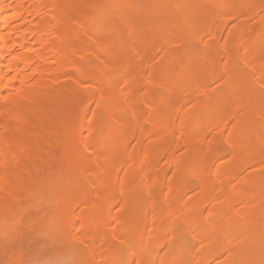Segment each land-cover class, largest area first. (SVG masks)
<instances>
[{
    "label": "bare ground",
    "instance_id": "1",
    "mask_svg": "<svg viewBox=\"0 0 264 264\" xmlns=\"http://www.w3.org/2000/svg\"><path fill=\"white\" fill-rule=\"evenodd\" d=\"M109 1H112V0H108V2ZM210 1L212 2V0H204L203 5L206 4V6H209L211 4ZM213 1L214 2H212V4H214L216 2V4H218V7H221V5L224 3L223 2L221 4V2L217 3L216 0H213ZM247 1L248 2H246V3L248 5V7H244L242 11H238V13H240V14H238V18H240V19H246L245 16L248 17V14L252 17H255V16H257V13H260L259 11L263 10L261 7H263L264 5L263 6L262 5H258V6L255 5V3H254L255 0H247ZM89 2H91V0ZM236 2H240V0H226L224 4H227L228 7L230 6L232 8V6ZM72 3H74V2H72V0H68V1L67 0H0V112H1V110H3L2 111V113H3L4 110H6V111H8V113L6 112L7 115L9 114L10 116H13L18 121L20 119V114L22 116L21 118H23V116H24V115H22L24 113L19 112V109H18L20 104L24 105V103H23L24 100H22L21 102H20V100L21 99H30V95H32V94H33L32 96L35 99L36 96H34V95H36V94H34V93L37 91L34 90V88L37 89V87H42V86L46 85L47 83L45 84V82L48 78H50V77L52 78L51 75H53L52 79L55 80V81H53L55 83L54 86H58L57 84H59V82L57 83L56 80L61 77L60 74L64 70H67V72H68L67 76L69 78L73 76L71 74V72H73L74 70H76L77 73L80 74V76L86 75L85 73H83L84 71L82 72L83 69H81L82 67H81L80 62L76 60V56H79V55H76V53L80 54V52H79L80 48H79V50H78V48H76L77 50L72 48V49L76 50L75 52L70 51L71 50L70 48H68L69 50L68 49L66 50V48L68 46L66 45L65 40L67 39V42H68V37L71 33H72L71 36H75L73 33V30L70 29V25L72 23H74V21L76 20L74 18L73 14H70L68 11H70L71 13H73V11L78 12V13H79V11H81L82 15H79V17L81 16V19L83 16H85V18H83L81 21H79V22L77 21L79 24L78 27H79L80 35L83 33H86V34L87 33L88 34L93 33L94 37L96 39H98L99 32H96V31L94 32L93 30H94V27L96 26L97 22H99V21H96L97 19L95 17H86L87 13L89 12V10H87L88 8L85 9V7L84 8L79 7L76 2L74 4H72ZM126 3H127V0H122L120 2L115 0V1H112V5H110V6H111V8L113 6V9L116 11L120 7H123V6L125 7ZM223 5H222V8L228 9L227 5H224V7H223ZM230 7H229V9H230ZM67 8H69V9H67ZM77 8H78V10H77ZM187 9H188V6L186 5V3L181 4L179 9H178L181 12V13L179 12L180 15L183 12H186ZM83 12L85 15L83 14ZM245 13H247V14H245ZM77 16H78V14H77ZM90 16H92L91 13H90ZM210 17H211V21H210V18L207 19L208 22L206 20L207 23H205L206 24L205 31L203 29L204 32L197 33L195 36L196 38H194V40H190V43L192 41L197 43L196 41H198V40H199L198 41L199 44H200V42L203 43V39H204L205 35H207V38L209 40L211 38L215 39V40H210V44H205L206 46H204V53H206L204 55L206 56L208 61L211 62V64H212L211 66H213V64L217 61L216 55H220L221 52L224 54L225 53L224 51H226V50L230 51L229 48H232V49L235 48L237 50L239 49V53L242 54V56L244 54L245 66L242 68L243 70L241 69L242 71L240 70L242 73L238 72V75L237 74L236 75L240 76V77L241 76L247 77V76H249V74L252 71H253L252 72L253 74H254V71L259 74L263 70L262 71L263 73L261 72V75L262 74L263 75L260 76V74H259L260 80H263L260 82L263 85L264 84L263 83L264 82V66L262 67V69L260 71V69H258V67H256L257 66L256 63H258V61L256 59H257L259 54L263 53V55H264V21H263V27L260 26V25H262V23H260V25H257V27H254V30L256 29L255 31H257L256 33H258L256 42L259 43V45L257 44L258 47H255V50H257L259 48H261L259 51L262 50L261 53L257 52L256 54H258V55L256 56V54H254L255 50L252 52L253 49L250 51V48L249 49L247 48V47H249V46H247V40H246L247 37L245 36L246 34H245L244 29L242 30L244 32V35H243V33L241 31V27H240V30L238 27V28H236V30L232 31V35L230 33L231 36H229L230 38L228 39V43H226L223 47H221L222 51L219 52L221 49H219V46L217 47L216 43H214L216 45V47L213 44L211 45V43H213L214 41L215 42L218 41L217 44H220L219 43L220 41L216 40L218 35H219V30H217L219 26L216 27L217 25L215 24L216 23L215 19H213V16H210ZM147 18H146V20L149 19V18L148 19ZM151 18H150V20H152ZM195 19L197 21V18H195ZM124 20L122 19L120 21L121 26H120V28L118 27V29H120V30H117L114 28L115 30L112 29V31H110L112 33V38L110 37V42L112 44L111 46H113V48H114L113 49L114 51L112 52V54L109 53L112 59H111V62L108 63V66L114 68L115 71L113 70V72L117 73L116 74L117 79L115 82L116 87H113L114 83L112 85V88L114 89L113 91H115V92L117 91V92L115 93V92L111 91V93H110L109 91L102 92L103 90H101L100 92L102 94V98H100L101 102L99 101L100 105H99L98 111L95 110L93 113L88 112L89 111L87 108L88 106L86 105L87 104L86 102H88L87 101L88 98H86V97L85 98L87 100L85 99L86 101L84 100L82 102V107L80 108V112L82 114L79 113L78 117L80 118V115H81L83 117V119L87 118L88 122L86 124L85 123L83 124V122H82L81 124H79V126L76 125L77 127H76L75 132H74V137L75 136L76 137L74 138L73 142L75 143L76 148H78V147L79 148L78 149L75 148V150L72 151V149L74 147L73 148L71 147L72 152H71V154H69L70 161L67 164V165H70L72 162H73L72 164H74V170L73 171H75L74 173H75L76 181H77L78 186H79L78 187L79 190H77L76 195H75V199L71 203V205L69 206L68 211H69V214L71 213L70 214L71 216H69L70 220L68 222H66L64 224L60 223L59 222L60 219L58 220V218H57L58 215L60 216V214H59L60 211L58 213L56 212L55 218L58 220V223L60 224L58 227H60L59 229L62 231V232H60L61 233L60 237L57 235L58 239L55 237L56 240L58 241L59 238L64 236L65 239L64 238L63 239L66 241L65 246L71 247L74 251V254H75L76 260H77L76 264H156L155 258H154V256H155L154 254H156V253L153 250L157 248L159 251V249L165 247L166 244L167 245L169 244V246L172 247V252L170 253L171 257H169L170 255L167 256L165 261L163 259L164 257H162L163 261H161L162 263H160V264H170L172 261H169V259L171 260L174 257L177 258L175 264H210V262L213 264H216V263L217 264H223L221 257H223V255H226L227 252L228 253L235 252L236 254H238V256H240L241 259H246L248 257L247 254H250L251 252H253L252 249L254 248V246L257 243L264 244V236H263L264 227L261 224V222H262L261 218L264 219V216L262 214H260V213H262V212H260L261 210L259 208V205H261V203L258 205L257 202H259V201H257V199L255 200V198H254V196L256 197L257 194L260 192L259 190L262 189V188H260V186L258 184H260L262 181L261 175L262 174L264 175V169H262L261 173L258 174V176L256 175L257 176L256 178L254 175H253L254 177L251 175L250 176L248 175L244 178L242 177L243 179L241 180L239 178L242 175H240L241 173L239 174L238 173L239 171L236 169L241 165H239L238 167L235 166L236 168L235 167L231 168L233 166H230V168H228L229 166L228 167H227V165L224 166L226 163L225 164L223 163V162H226L225 159L228 157L223 156V158H225V159H224V161L222 159H220V160H222V162L219 161L220 163H218V167H217L218 169L216 168V171L214 173L215 176L213 173H212V176H210L211 173H209L207 175V178H208L207 179L203 176V171L205 168H208V166H211V164L213 165V162H211L212 160L211 161L209 160L210 164H206L207 162H209L208 159L206 161H205V159H203L204 162H202L201 166H198L197 164H195V165H197V166H195L194 163H196L195 162L196 160H194L192 157L190 158V156L187 155L186 157H188V159L185 156L183 158H175L174 159V164L176 165V167L179 168V172H180V173L178 172L177 177L167 179L162 174H161V176L158 175L159 172H158V170L156 171L157 168L154 169V166L157 167V165H155V164L157 163V159L160 158L159 153L162 154L163 153L162 151L166 150L167 146L169 144L166 141V139H163L164 136H166V134L168 132L173 131L174 129H175L174 131H176L175 125L177 124V121L175 124L174 120L176 118L172 119V117L175 116V114H176L177 118L179 117V121H180V122L178 121V124H177V129L179 130V132L181 133V136H182L180 139V142H181L180 145L182 146V144L183 145L185 144L184 146L186 148H187L186 145L194 146V153L197 152V151H195L196 147H197V146L195 147L196 144L195 143L191 144V138L189 136H187V134H186V124L188 121V116H187L188 114L178 116L177 113H175L174 111H175V109L178 112L181 109L183 110V108L181 106L183 105L185 100L186 101L189 100V96L193 100V98H196L198 96V94L199 95H200V93H201V95H203L202 93L205 94L206 93L205 89L208 90L210 88V86L212 85V81L206 80L208 82L207 83V82H203L202 79L200 80V74L198 71H202V69L205 68L206 66H204V65L202 66V64L200 63L198 58H196L197 61L194 59L195 56L199 57L196 55V53L199 51V50L195 49V46L197 47V45H195L191 49L189 47L190 43L188 42L186 44H189V45L184 46L185 43L182 44V43L177 42L179 39V37H177V36L179 34H173V35H171V37L169 36V38L165 39L167 43H169L168 41H170L172 38H174L176 40V41L171 40L168 47L170 46L171 43H172V47H169V48L167 47L168 49L166 51L169 52V50H170L169 53H172L171 57L172 58L176 57L177 61H175V59H173V60L177 63L179 62L178 64L181 65L182 67H184V63L186 62L185 63L186 64L185 66L187 67L186 73L188 74V76L190 75L189 76L190 78L191 77H193V78H191V79L187 78V80L182 79V77L180 75L178 76V73H177L178 71L177 72L173 71V72L169 73L168 78L165 79V81H163V84L164 83L167 84V83H170L172 81L173 82L171 84H174L175 81L176 82L178 81L179 84L178 83L177 84L179 85V88L182 87V89L186 92V94L184 92V94L181 95V93L183 91L180 90V92L178 91L179 93L178 92L175 93L176 94L175 97L173 96V100H172L173 101V113H172L173 116L170 115V112L172 109H170V112H169L164 101L161 102L164 99V97H163V99L160 98V100H159L160 102H158V100H156L154 98L156 101H154L152 104H149L150 101L147 99V97L145 98V96H143L146 93L144 94L142 92L143 89H142V91L140 89V87L141 86L143 87V85H144V83L142 82L144 79H142V77H143L142 72L139 73L140 68H138L139 72H137L138 64H136L137 61H134L135 60L134 56L136 57V54H138V53L146 56L148 50H149V53L147 55L151 54V52H150V50H152V49H150L151 47L150 46H149V48L147 47L149 44L146 46V43H149V41H147L148 38L149 39H151V38L149 36V37H146L147 39L145 40V37L144 36L142 37L137 32L138 34H136V37L134 38L135 41H134V43H132L133 44L132 45L133 50H132V48H131V50H129V48L127 49V47H126V49L123 46L120 47L121 45L118 46V43H119L118 41L120 40V39L117 40V38H119L118 35H120L119 31H121V33H123V31L125 30V27H126L125 26L126 19H124ZM143 20H144V18H143ZM143 20H141L140 18H138L136 16L133 17V19H132V21L138 22L140 24H143V22H144ZM180 21L181 22H184V21L189 22L187 19L185 20V18H184V21H182V18ZM196 21H194V19H193V23H195ZM146 23H149L147 25L149 26L150 30L154 26H157V27L159 26L160 29H163V30H164V27H166L165 21L160 20V19H155L154 23L153 22L151 23V21L149 22V20H148V22H146ZM71 27H72V25H71ZM110 27L112 28V26H110ZM72 28H74V27H72ZM189 28H190V31L192 34L193 29L191 30L190 26H189ZM189 28L187 30L188 32L184 35L188 34V36H190ZM154 29H155V27H154ZM154 29L150 31V34L152 31H153V33L156 32L157 29L155 30V32H154ZM216 34H218V35H216ZM191 36L193 37L194 35H191ZM210 36H211V38H209ZM83 37L84 36H82L80 38H83ZM153 37H154V35H153ZM185 37L187 38V36H185ZM143 38L145 41L143 40ZM208 39H204V40H208ZM187 40H189V38ZM209 40L207 42H209ZM64 41H65L66 48H65L64 43H63ZM229 41H230V43H229ZM244 41H246V42L244 43ZM176 42L178 44L186 47V48L183 47L184 51H185V49L188 50V48H189L193 52L191 53V51L190 52L189 51H187V52L181 51L183 49L179 50L178 45H175L178 47L177 48L178 51L174 50L173 48H175V46H173V45ZM204 42H206V41H204ZM120 43H121V41H120ZM232 43H236L237 45L239 44V47L240 46H243V47L247 46V47H246V49L243 47L237 48L238 47L237 45H235V46L233 45V47H230L232 45ZM182 46H180V47L182 48ZM213 47L216 48L215 51H214ZM217 48L219 51H216ZM242 49L244 50L243 53L241 52ZM161 51L164 52V49H162ZM179 51H181L180 52L181 54L178 53ZM232 51L229 52L232 55H230L227 52L226 53L229 54L230 57L233 56L232 57V59H233L234 58V54H233L234 51L233 52ZM134 52H135V55H133ZM168 52H166V53L168 54ZM217 52H219V54H217ZM190 53L193 56L194 55L195 56L193 57ZM193 53H195V54H193ZM237 53H238V51H237ZM178 54L181 55L182 57L178 56ZM183 54H188L187 57L190 58L189 61H193V62H189L188 59L185 58L186 61L183 59V62H184L183 63L182 62ZM240 54H239V56H240ZM190 55L192 58L189 57ZM254 55H255L256 59L254 58ZM263 55H262V57H263ZM81 56H82V52H81ZM149 57L150 56H148V59H149ZM180 57H181V59H180ZM184 57H186V55H184ZM146 58H144V56H143V59H146ZM150 59H151V57H150ZM232 59L230 58V60L225 64V66L223 67V70L227 71L231 67H232V69L233 68L236 69L238 67L237 65L232 64L234 62V60H232ZM254 60L257 62H254ZM143 62H145V60ZM181 62L183 63V65L181 64ZM106 63H107V61H106ZM141 64H142V62H140V65ZM175 65H176V63H175ZM215 66L216 65H214V67ZM199 69H201V70H199ZM84 70H87V67H86V69L84 68ZM154 70H156V68H154ZM78 71H80L81 73ZM170 71H171V69H170ZM196 71L198 72L199 75L196 74L197 73ZM135 72H137L136 74H138V75H136ZM152 73L153 72H151V74ZM134 74L136 75V77L138 76V78L142 79V81H140L138 79V81H139L138 82L136 80L137 78H135ZM140 74H141V76H140ZM151 74H150L151 78L153 80L156 79L155 76H153L154 74H156V71L152 75ZM167 74H168V72H167ZM44 76H47L46 80H44L45 79ZM100 76H102V75H100ZM195 76H197L198 81H197ZM230 76L234 77L235 74L233 75V73H232V75H230ZM95 77H97V76L95 75ZM156 77L158 78V75ZM261 77H262V79H261ZM80 78L78 77L77 79L80 80ZM104 78H107V77L105 76ZM148 78L150 79L149 76L146 79L149 80ZM84 79L87 81L89 79V74H88V79H86V78H84ZM96 79H100V78L97 77ZM74 80H76V79H74ZM80 81H82V79ZM89 81L91 82L92 79L91 80L89 79ZM102 81H104V79ZM156 81L154 82L155 86L152 85L153 81H151L152 83L150 81H147V84L150 85V83H151V85H152L151 87L149 86L147 88L148 89L150 88V90H153V89L155 90L156 85H160V84H155ZM201 81L204 84L200 83ZM141 82L143 83V85H140ZM233 84L234 83H231V84L227 83V85H226L228 87L227 90L229 89L231 91L230 88H232ZM101 85H100V89H102ZM102 86L104 87V85H102ZM40 89H42V88H39L37 90L40 91ZM107 90H109V89H107ZM150 90H148V91H150ZM140 91H141L142 95L140 94ZM212 91H214L213 94L216 93L215 90H212ZM23 93L24 94L27 93L26 94L27 96L23 95ZM152 93H154V92L152 91ZM136 94L138 95V97ZM193 94L195 95L194 97H192ZM20 95L23 97H19ZM111 95H115V96L109 98V96H111ZM162 95H163V93H162ZM184 95L186 97H188V99H186L184 97ZM207 95H209V93L208 94L206 93V98H203L205 100H202L201 103L205 102L207 99V101L209 103L208 106L210 107V105H211V107H212L213 102H210V101L213 98H211L209 96V99L211 98V100H208ZM260 96H261V98H260L261 112H259L260 108L257 110V112L260 114L261 118L264 120V93L261 94ZM33 97H31V98L33 99ZM149 97L150 96H148V98ZM154 97H156V96L154 95ZM154 99H152V100H154ZM182 100H183V102H182ZM26 101H28V100H25L24 102L26 103ZM172 101H171V103H172ZM207 101L205 103H207ZM6 102L7 103H14V104H9V106H7ZM141 102H144L143 103V105L145 104L144 109H147V110H148V107L150 105H151V108L153 109V106H154L153 104H155L154 109H153V111L154 110L155 111L152 112V114L151 113L150 114H151V118H152V115L154 113L153 118H155L154 122L156 124L155 125L156 130L153 128L154 129L153 134L155 133L156 137L157 136L159 137V139H158L159 142L156 144V148L153 147V145L151 146V144L147 145L148 144L147 142H146L147 144H145V143L143 144V145H146L145 148L143 146V149L141 148L142 144H141V146L138 145V146H140V148L138 146L132 147L133 149L130 147V144H131L130 140L132 139V136L134 137V132L137 131V128H140V127H137V125H135V124H138L137 121H139V120L134 119L135 120L134 121L132 119L137 117V116L138 117L142 116L143 113L141 112V109H140ZM156 102H158V104H156ZM199 102H200V100H199ZM15 103L16 104L19 103L17 108L15 107L16 106ZM83 104L85 105V107L87 106L86 107L88 110L87 112L83 111V110H85V109H83V106H84ZM147 104H149V105H147ZM205 105L207 106V104H205ZM146 106H147V108H146ZM259 106L260 105H258V107ZM211 107H210V111H209L210 113L212 110ZM169 108H170V106H169ZM171 108H172V106H171ZM238 108H239V106H238ZM238 108L234 109V110H233V108L230 109L229 110L231 112V113H229L230 115L226 114V117L223 116L224 117L223 122L225 121V119H226V121L229 122V120H228L229 117H230V120H233L235 122L234 123L235 124L234 129L232 131H230L231 133L228 135L229 146H231V147H229L231 149L230 150L231 152H229V153H232V154L235 153L233 155H235L236 158H238V159L235 160V156H234V160L239 161L238 163H240V161L243 162L242 160H244V159H245L244 162H246V159L248 158L245 156L246 152L248 153V149L246 151L244 148H246L247 146L244 148L242 146L244 144V142H243V140H241V139H243V137L242 138L240 137V133H241L240 130L243 127L244 123L250 118L249 117L250 115H246V112L247 111L250 112L251 110H245V112H243L242 111V110H244L243 106H242V108L241 107L239 109ZM16 109H18V111H16ZM207 110H209V109L207 108ZM39 112H40V110H39ZM192 112H194V111H192ZM102 113H103V116H105V121H107V120L115 121V123L117 124V129H116L117 130V132H116L117 139L115 140L116 145L115 146L112 145V146L115 149H117V148L120 149L121 154L124 153L122 156L126 157V159L124 158L125 161L123 160L124 162L120 160L121 162H123L122 168H120V169L116 168V164L119 162V160L116 164L114 162L115 160L113 161L111 159L114 163L110 160V157L112 155L109 156L108 153H102V155H104V154L106 155V156L104 155L102 157L99 154L100 155V157L98 156L99 160L97 159V156H96L99 153L98 152L99 147L97 145L98 140H99V138L102 139L104 137L103 136L104 133L102 135H100V132L102 133V131L101 130H100V132L98 131L101 124H98V122H97L98 119H100L99 117L102 116ZM46 114L45 113L43 115L40 114V116L32 115V117L33 116H34L33 118L41 117L40 119L42 120V118H43L42 116L47 117V118L48 117L51 118L52 114L55 115L58 113L56 111L55 112L53 111L47 115ZM210 115H212V114H210ZM210 115L208 117H210ZM106 117L108 118L107 120H106ZM227 117H228V119H227ZM17 118H19V119H17ZM25 118L26 117H24V119ZM146 118H148V117H146ZM212 118L211 117L207 118L208 120L209 119H211V120H209V121L206 120V122H205L206 125L203 124L202 126L204 128H206V126H207L208 131L213 130V132L217 133L216 129L221 127V125H223V124L220 125L219 122L213 120ZM80 119H82V118H80ZM142 119H141V121H143V120L145 121V118L143 120ZM21 121H22V119H21ZM133 121L135 122V124H133ZM146 121H147V119H146ZM217 123H219V125ZM108 124H110V123H108ZM15 125L17 126V124H15ZM16 126H14V127H16ZM125 126H126V128H125ZM134 126H136L137 128L136 127L134 128ZM140 126H142V125H140ZM7 127H9V126H7ZM18 128H20V126ZM24 128L25 127H23L22 130H24ZM115 128H116V126H115ZM29 129H28V127L25 128V130L23 132V133H25V134H23L25 137L23 136L22 141L24 139L25 140L23 142H21V144L23 143L22 144V150H25L26 153L25 152L24 153L27 154L25 157L26 158L28 157V158H27V160H25L26 158L23 157V159H21L22 161L20 160V162H18V163H17V161H18L17 160L16 161L17 164L14 162L16 159L12 158L13 156H11V155H14V157H15V155H17V154L16 153L14 154V150H13V152H11L12 149H11V151L9 150L10 145H11L9 143L10 141H8L9 136L8 137L3 136L4 135L3 134L0 137V222L4 221L6 219L5 214L9 210L13 209V205L14 204L16 205V203H15L16 200L20 201V200H22V198H23V200H25L24 198L27 199L29 197V196H26L25 195L26 193H24V192H29V191L33 192L34 191L35 185L32 183H35V181H36L35 176L37 175L36 174L34 176V174H35L36 170L40 169V166H42V164H43V162H41L42 159H44V157L42 156L44 149H43V147H41V145H43V143H42L43 139H41L42 137L39 138V134L36 132V130L34 133L33 130L31 131L32 128L30 130ZM140 129L144 130L145 128L142 127ZM207 129H206V131H207ZM7 130L12 131L11 128L10 129L7 128ZM86 131H88V132L91 131L90 132L91 134H89L90 135L89 137L86 136L87 138L85 139L84 134L86 133ZM223 131H225V130H223ZM142 132H144V131H141V133ZM145 133H146V135H145ZM150 133H152V132L150 131ZM142 134H141L142 137L140 138L141 139L140 142L143 141L144 138H146V137H147L146 140H149L152 137H155V135H153V134H152L153 136L151 137L148 132H144ZM7 135H8V133H7ZM147 135H149L150 137ZM218 137H219V135H218ZM142 138H143V140H142ZM153 139H155V138H153ZM10 140H11V138H10ZM12 141H11V143H13ZM240 141H242L243 143ZM144 142H145V140H144ZM44 143H46V142L44 141ZM211 143H214V141H212ZM49 144H50V142H49ZM135 145L136 144H134V146ZM184 146H183V148H184ZM153 148H155V149H153ZM155 150H157L156 151L157 156L155 154H153V152H155ZM82 151L84 154H86V157L83 156ZM249 151L251 152V150H249ZM191 153L193 154V152H191ZM248 154H250V153H248ZM81 155L83 156V160H84V158H87V160L83 163L84 167H87V166L93 165V164L96 165V163L98 164V162H95L97 159V161H100L99 165H100L101 169L106 168V169H104V171L105 172L107 171L108 173H110L109 176H106V179L103 176L104 181H103L102 186L106 187L105 188V191H106L105 195L107 196L106 198L104 195L96 196V198H95V196L91 192L92 189H90V185H91V182H95V180L93 179L94 181H92L90 176L88 177L87 173L89 171L88 172L84 171L85 174H82L83 168L82 169L80 168L82 171L79 169V167L81 165L76 166V165H79L77 163V161L82 159ZM107 155L109 156V158ZM254 155H256V154H254ZM117 156H119V155H117ZM227 156H228V154H227ZM250 156L252 157V155H250ZM215 157L219 159L221 156L219 157V155H217V153H216ZM189 158H190V160H189ZM242 158H244V159H242ZM257 158H258V155H257V157L254 156L252 159H250L252 161L247 160V161H249V162H247V163H249V165H246V167L247 166L252 167L253 164L255 165V163H256V166L260 165L259 162H261L262 160L260 159V161H259ZM260 158H262V157H260ZM100 159H103L104 162H102L103 160L101 161ZM40 162L42 163L41 165L38 164ZM25 163H26V166H25ZM81 164H82V162H81ZM222 164H224V165H222ZM261 164H262V162H261ZM38 165H40V166H38ZM117 165H120V162ZM147 165H148V167H147ZM149 165H150V167H149ZM206 165H207V167H206ZM24 166H25V169L22 168ZM144 166H145V169H144ZM131 167H133V168H131ZM257 167H259V166H257ZM257 167L255 169H257ZM146 169H149V171L155 170L156 176H155L154 171H152L150 174V172L148 173V170H146ZM143 170H145L144 173H143ZM248 170H250V169H248ZM130 171H131V173H130ZM157 172H158V174H157ZM36 173H38V172H36ZM91 173H93V172L91 171ZM106 173H104V174L106 175ZM131 174L132 175L136 174V175H133L136 177L131 178ZM27 175H29V176L31 175V177H28ZM32 175H33V178H32ZM100 175H103V174H100ZM26 176L28 177L29 182H26V180H27ZM237 176H238V178H237ZM85 177H86V179L87 178L89 179L88 180L89 182L84 181ZM157 177H160L159 180H160V183L162 184V185H159L160 184L159 183L158 184L159 187H156L157 182H159ZM249 177H251V179H249ZM252 177L255 180L252 181ZM263 177L264 176H262V178ZM211 178L214 179V182H213V180H211ZM217 178H218V181H217L218 183L216 184L215 181L217 180ZM39 179H41V178H39ZM90 179H91V181H90ZM129 179H131V180H129ZM238 179L241 181H239ZM98 180H96V181H98ZM233 180H235L237 182L239 181V183L234 185L233 187H231L233 190V194L232 195H229V194L226 195V196H228L226 198L225 194L228 193V191H229L228 188H230V186H231L230 182H232ZM250 180L252 182L255 181L252 184H257L259 187L257 190H255V193L253 192L252 194H249L247 191L249 189L248 188L249 184H251ZM99 181L96 184L97 187L95 186L96 189L99 188L100 185L102 184ZM25 182H26V184H25ZM120 182H122L123 184ZM247 182H248V184H247ZM95 183H92V184L94 185ZM99 183H100V185H99ZM228 184H229V187H227ZM246 184L248 186H245ZM75 185H77V184H75ZM93 185H91V186H93ZM164 185H165V187L166 186L168 188L170 187L169 188L170 192L166 195L163 194L164 190L161 191V189H162L161 186L164 187ZM91 188L94 189V187H91ZM194 188H198L201 191L200 192V198H198L199 195L197 197L199 199V201H196V200H198L195 197V196H197L196 194L194 196L195 199L188 200L186 198L187 199L186 200L185 199V197H187L186 195L188 194L189 191H191ZM210 189H211V191H210ZM158 191H160V192H158ZM209 191H210V194H209ZM92 195L95 198L94 201H93ZM97 195H99V194H97ZM146 195H148V196H146ZM23 196H25V197H23ZM103 196H104V199L102 200ZM145 196L147 197V200L144 199ZM230 196H232V197H230ZM64 197L61 196V194H60V200ZM98 197H100L99 198L100 202L97 199ZM135 197H141L140 202H138L137 204H135L132 200ZM148 197H149V200H148ZM14 198H15V201H14ZM215 200H218L219 203H215L214 202ZM219 200L221 201V203ZM97 201L99 203H97ZM118 201H122V203H123L122 205H124L123 207H121L120 211L118 209H117L118 211L116 210V206L118 204ZM209 201H211V202L213 201L212 203L216 204V206H214V204L213 205L210 204L211 208L209 206H207L206 204H208ZM12 202H14V203L12 204ZM78 204H79V206L82 205L81 206L82 209H80V212L79 211L76 212V210H75V206ZM76 207H78V206H76ZM95 208L96 209L98 208V210H100V213L102 214L99 221L95 220L96 219L95 216H97V212L94 213V211H97ZM226 215H228V218H230V219H227L225 217ZM93 218H95V219H93ZM150 218H151V220H150L151 222H150V225L148 227L147 226L148 219H150ZM238 220L242 221L241 222L242 224L240 222H238ZM233 222H235V223H233ZM236 222H238L239 225H241L240 226L241 228L238 229L239 230L238 239L240 241L239 244L241 243L239 248L237 246H235V245H239V244H236L238 242L235 241L237 239L234 240L235 237L233 235V233L235 231L234 226L236 227L235 224H237ZM78 223H79V226H78L79 230L76 233H74V230H75L76 225ZM262 223H264V222H262ZM233 224H234V226H233ZM5 229L7 232L8 231L7 226L6 227L0 226V264H11V262L13 261L14 258H15L14 261L17 262V263L14 262V264H19L18 262L22 261L21 255L23 256V253L27 250L24 248L25 244L23 247L20 246L25 241H23L24 239L22 238L23 242L21 241L22 244H20L19 240H21V239H19V235H18L19 233L13 232V233H15L14 235H16V236H13L12 235L13 233L12 234L10 232L6 233ZM100 232H101V234L103 233V236L102 235L99 236ZM187 235H189L193 240H195V242L199 240L200 242H203V244H205L207 242L209 244V246H212V248L210 247L208 249L209 253L205 254L203 252H198V250L196 249L197 253H196V251H194L195 254L194 253H192L190 255L187 254L188 251L190 252L191 249L196 247V246H194V247L192 246L193 247L192 248V247H189L190 246L189 243H187L189 246L186 244L185 238ZM236 235H237V233H236ZM10 236L12 238L15 237L14 241L16 242V240H17L18 241L17 243H19L20 245L19 244H18V246L15 245L16 247L14 246L15 247L14 248L11 244V247L8 246L9 251H6V249L8 250V248L5 249V247L3 246L4 245L3 238L9 237V239H12V238H10ZM50 238H52V240H53L54 236H52ZM55 238H54V240H55ZM37 239L38 238H36V240ZM43 239L40 238V240H42V241H38L39 240L38 239L36 243L34 242L35 245L33 244L34 245L33 247L39 248L40 244H42V242L44 241ZM208 239H209V241H208ZM56 240H55V242H57ZM8 241L9 240H7L5 243H7ZM14 241L12 239V241L10 243H13ZM60 241H62V239ZM141 241L144 242L143 243L144 244L143 249H140V242ZM233 242H234V244H233ZM10 243H8V245H10ZM17 243H15V244H17ZM26 243H28V241ZM63 243H65V242L63 241ZM119 244H121L124 247L123 250L119 249L121 246ZM13 245H14V243H13ZM26 247H27V245H26ZM10 248H12L11 250H13V253L10 252L11 251ZM23 248L25 249V251ZM189 248H191V249H189ZM22 249H23V251H22ZM34 249L35 248H33V251H34ZM27 251L29 252L30 250H27ZM7 252L10 253L9 254L10 257H9V255L8 256L5 255V253H7ZM14 252H15V255L17 254V256H14ZM224 253H226V254H224ZM193 254L196 257L192 256ZM256 254H257L256 261H258L257 264H259V263L264 264V261H263L264 251L262 253L257 252ZM161 255H162V253H161ZM219 259H221V261ZM166 262H170V263H166ZM244 262H246V261H244ZM225 263L227 264V262H225ZM172 264H174V262Z\"/></svg>",
    "mask_w": 264,
    "mask_h": 264
},
{
    "label": "rangeland",
    "instance_id": "2",
    "mask_svg": "<svg viewBox=\"0 0 264 264\" xmlns=\"http://www.w3.org/2000/svg\"><path fill=\"white\" fill-rule=\"evenodd\" d=\"M89 1L90 0H72V2H74V3L76 2L79 7H83V8L85 7V9L88 8L87 10H89V12H88L89 14L87 13L86 17H95L97 19L96 21H99V22H97V24H96V26L94 27V30H93L94 32L95 31L99 32L98 39H96L94 37L93 33L92 34L83 33V34L80 35L78 22L81 21L83 18H85V16H83L82 19H81V16L79 17V15H82L81 11H79V13L78 12H74V11H73V13H71L70 11H68L70 14H73L74 18L76 19L74 21V23L71 24L72 27H74V28H72L71 25H70V29L73 30V33H74L75 36H71L72 35V33H71L69 35V37H68V42H67V39L65 40L66 41V45L68 46L67 48L65 46V41L63 42L66 50L68 48H70L71 49L70 51H74L75 52L77 50L76 48H78V50L80 48V50H81V51L79 50L80 54L76 53V55H79V56H76V60L80 62L81 67H82L81 69H83L82 72L84 71L83 73H85L86 75L85 76L84 75L80 76V74H78L77 71L74 70L73 72H71V74L73 76L69 78L67 76V73H68L67 70H64L60 74L61 77L56 80L57 83L59 82V84H57L58 86H54L55 83L53 81H55V80L52 79L53 75L50 74L52 76V78L49 76L50 78H48L47 80H46V77L48 75L44 76V78H45L44 80H46L45 84L46 83L47 84L46 85L43 84L44 86H42V87H37V89L42 88V89H40L41 92L39 90H37L36 88H34V90L37 91V92L34 91L35 93L33 92L34 94H36V95H34V96H36L35 99L32 96L33 95L32 94V95H30V99H21L20 98L21 99L20 102L22 100H24V101L28 100V101H26V103L23 101L24 105H21V104L19 105L20 102L17 103V104L15 103V105H16L15 107L16 108L19 105V108H18L19 112H23L24 113V114H22V115H24L23 118H21L22 117L21 114H20V119L17 118L20 121L19 120L17 121L13 116H10L9 114L7 115L8 111H6V110H4L3 113H2L3 110H1V112H0L1 113L0 114V137L3 134H4L3 136H7V137L9 136L8 137V141H10L9 143L11 144V145L9 144L10 145L9 150L11 151V149H12L11 152H13V150H14V154L15 153L17 154V155H15V157H14V155H11V156H13L12 158L16 159L14 161L15 163H16L17 160H18L17 163L20 162V160L23 159V157H25L27 155V154H25L26 153L25 150H22V144L23 143L21 144V142H23L25 140L24 139L22 141V138L24 136L23 134H25V133H23L25 128L28 127V129H29L31 127L32 129L31 128L30 129H31V131L33 130L34 133H35V130H36V132L39 134V138L42 137L41 139H43L42 140L43 141L42 142L43 145H41V147H43V149H44L43 155H42L44 157V159H42V161H41V162H43V164L41 162L38 163L40 165L42 164V166L38 165V166H40V169H37L38 171L36 170V172H38V173L35 172V174H34V176L37 174L35 176L36 181L34 180L35 183L31 182L32 184L35 185L34 191L33 192L32 191L24 192V193H26L25 194L26 196H29L27 199L24 198L25 200H23V198H22V200H20V201H18V200L15 201V198H14V201H15L16 205L14 204L13 205V209L9 210L5 214V218L6 219L4 221L0 222V226L1 227H6L7 226V230H8L7 232H10L11 234L13 232L19 233L18 234L19 235V239H21V240H19L20 244H22L21 243L22 238L24 239L23 241H25L22 245H20L19 243H17L18 242L17 240H16V242L14 241L15 237L14 238L11 237L12 235L16 236V235H14L15 233H13L12 235L9 233L11 235L10 238H12L13 241H14L13 242L14 245H13V243H10L12 241V239H9V237H7L8 239L7 238H3V241H4L3 242L4 243L3 246L5 247V249L8 248V246L11 247V244H12L13 247L15 245L18 246V244L21 247H23L24 244H25L24 248L31 251V252L30 251L28 252L27 250L25 251V249L23 248L25 252L23 253V256L21 255L22 261L18 262L19 264H76V262H77L76 256L74 254L73 249L71 247L65 246L66 241L64 240L65 239L64 236L59 238L58 241L56 240V238L58 236L59 237L61 236L60 232H62L59 229L60 227H58L60 225L58 223V220L60 219L59 222L62 223V224L66 223V222H68L70 220L69 216H71L70 215L71 213L69 214V211H68L69 210V206L74 201L77 190H79L78 189L79 186H78V183L76 181V177H75V173H74L75 171H73L74 170V164H72L73 162L71 164L69 163L70 165H67V164L70 161L69 154H71V152L73 150H75V148H76L75 143L73 142L74 138L76 137V136L74 137L75 129L82 122H83V124L84 123L86 124L88 122L87 118L83 119V117L81 115H80V118H82V119H80L78 117L79 113L82 114L80 112V108L82 107V102L86 98H88V100L86 99L88 101V102H86L87 103L86 105L88 107L87 106L86 107L88 108L89 111L87 110V108L85 107L84 104H83L84 105L83 109H85V110H83V111H85V112L88 111L89 113H93L95 110L98 111V108H99V105H100L99 101L101 102L100 98H102V94H101L100 91L101 90H103L102 92L109 91L111 93V91L114 90L112 88L113 83H114L113 87H116L115 86V82H116V79H117V75H116L117 73L113 72L114 68L108 66V63L111 62V59H112L110 54H112V52L114 51L113 50L114 48H113V46H111L112 44L110 42V37L112 38V33L110 31H112V29H114V28L117 29V30H120V29H118V27L120 28V26H121L120 25V21L122 19L123 20L126 19L127 23L125 22V26L127 28L125 27V30L123 31V33H121V31H119L120 35H118L119 38H117V40L120 39L118 42L120 43V41H121V43L120 44L118 43V46L121 45L120 47L123 46V47H125V49L127 47V49L129 48V50H131V48H132V50H133V46H132L133 44L132 43H134V41H135L134 38L136 37V34L139 33L142 37L144 36L145 40L147 39L146 37L150 36L151 39L148 38V40H147V41H149V43H146V42L145 43H146V46L149 44L147 46L148 48H149V46L151 47L150 48V49H152V50H150L151 54L147 55L149 53V50H148L146 56L142 55V54H139V53L136 54V57L134 56V58H135L134 61H137L136 64H138L137 72H139V71H140L139 73L142 72V76H143L142 79H144V80L142 81V79L138 78V76L136 77V75H138V74H136L137 72H135L136 75L135 74L134 75H135V78H137L136 79L137 81L139 79L140 81H142L144 83V85H143L142 82L140 83V85H143V87L141 86L140 89H141V91L143 89L142 92L144 94L146 93L143 96H145V98L147 97V99L151 102V103L149 102V104H152L156 100H158V102H160L159 101L160 98L163 99V97H164L163 100L161 99L162 100L161 102L164 101V103H165V105H166V107H167L169 112H170V109H172L171 112H170V115H172V116H173V114H172L173 113V101H172L173 100V96L175 97V95H176L175 93H177L178 91L180 92V90L183 91L181 93V95L184 94L185 91L182 89V87H180L181 89L179 88L178 81L177 82L175 81L174 84H171L173 81L170 82V83H167V84L166 83L163 84V81H165V79L168 78L169 73H171L173 71H175V72L178 71L177 72L178 76L180 75L182 77V79L187 80V78H190L189 77L190 75L188 76V74L186 73V68H187L185 66L186 62L185 63L183 62V59L186 61L185 58H187L188 61H189L190 58L187 57L188 54H183L182 62L184 63V67L185 68L182 67L181 65H179L178 64L179 62L178 63L175 62V61H177L176 57L172 58L171 57L172 53H169L170 50H169V52L166 51L169 47H172V43L168 47V45L171 42V40H175V39L174 38H172V39L170 38L171 40L168 41L169 43H167L165 39L169 38V36L171 37V35H173V34H179L177 36V37H179L177 42L182 43V44L185 43L184 46H187L189 44H186V43H188V42L190 43V40H194V38H196L195 36H196L197 33L205 31V29H206L205 28L206 27L205 23L208 22L207 19L210 18V21H211V17L210 16H213V19H215V22H216L215 24L217 25L216 27L219 26L218 29H217V30H219V35L216 34V35H218L216 40H219L220 44H217L218 41L217 42H215V41L213 42L212 41L213 43H211V45L212 44L215 45L214 43H216L217 47L219 46V49H221V47H223L226 43H228V39L230 38L229 36L232 35V31L236 30V28H238V27H239V30H240V27H241V31L244 29L245 34H246L245 36L247 37V39H246L247 40V46H249V47H247V46L246 47L248 49L250 48V51L253 49L252 50V52H253L255 50V47H258L257 44L259 45V43L256 42L258 33H256L257 31H255L256 29L254 30V27H257V25H260V23H262V25H260V26L263 27V21H264L263 20L264 19V6H263L264 5V0H257V1L255 0L256 2L254 1L255 5H257V6L258 5H262L263 7H261V8L263 10L259 11L260 13H257V16H255V17H252V16H250L248 14V17L245 16L246 19L238 18V14H240V13H238V11H242L244 7H248V5L246 3V2H248L247 0H240V2H236L232 6V8L229 6L230 9H229L227 4H224L226 0H216V1H217V3L221 2V4L224 2L223 4L227 5L228 9L222 8L223 4L221 5V7H218V4H216V2L214 4H212V2H214L213 0H212V2L210 1L211 4L210 5L208 4L209 6H206V4H204L205 6L203 5V1L204 0H127V3L125 5V7L124 6L120 7L116 11L113 9V6H112V8L110 6V5H112V1H115V0H112V1H109V2H108V0L107 1L106 0H96V1L95 0L94 1L91 0V2H89ZM116 1L120 2L122 0H116ZM74 3H72V4H74ZM183 3H186V5L188 6V9H187L186 12H183L180 15L181 12L178 9H179L180 5L183 4ZM224 5H223V7H224ZM78 8H77V10H78ZM67 9H69V8H67ZM90 13H91L92 16H90ZM247 13H245V14H247ZM77 14H78V16H77ZM83 14H84V12H83ZM135 16L140 18L141 20H143V18H144V20H143L144 22L142 21L143 24H140L138 22L132 21L133 17H135ZM146 18L149 20V22L151 21V23L152 22L154 23L155 19L164 20L166 27H164V30H163V29H160L159 26L158 27L154 26L155 29L153 27L151 30L154 29V32H155V30L157 29L156 30L157 33L156 32L153 33V31H152L151 34H150L151 30L149 29V26L147 25L149 23H146V22H148V20H146ZM150 18L152 20H150ZM181 18H182V21H184V18H185V20L187 19L189 22H186V21L181 22L180 21ZM195 18H197V21H196ZM193 19L197 23L196 22L193 23ZM206 20H207V22H206ZM110 26H112V28ZM189 26L191 27V30L193 29L192 34H191ZM187 27L189 28L190 36L194 35L193 37L192 36L191 37L188 36V34L184 35V34H186L188 32L187 31L188 30ZM203 29H204V31H203ZM230 33H231V35H230ZM242 33L244 35L243 31H242ZM153 35H154V37H153ZM82 36H84V37L80 38ZM185 36H187V38ZM188 38H189V40H187ZM209 38H211V36ZM204 39H208L207 35L204 36ZM204 39H203V43L204 44L202 42H200V44H199L198 43L199 40H198V41H196L197 43L192 41L190 43V45H189V47L191 49H192V47L197 45V47L199 49L196 46H195V49L200 51V52L199 51L197 52L198 54L196 53V55L199 56V57H196L195 55H194L195 56L194 57L191 54L193 51H191L189 48H188V50L185 49V51H184V48H186V47L178 44L177 42L174 43V45H173V46L178 45V47H179L178 48L177 46H175L176 49L173 48L174 50L178 51V49L179 50L183 49L181 51H184V52H187V51L190 52L191 51L190 54L194 57V59L196 60V58H198L200 63L202 64V66L203 65L206 66L205 68L202 67L203 68L202 71H198L199 74H200V80L202 79L203 82H207L206 80L212 81V85L210 86V88L208 87L209 88L208 90L205 89L206 90L205 92L207 94L209 93V95H207L208 96V100H211V98H213L210 101V102H213L212 103L213 104L212 107L210 105V107L212 108L211 113L209 112L210 111V107L208 106L209 103H208L207 99H206L207 103H205L206 101L201 103L202 100H205L203 98H206V93L205 94L202 93L203 95H201V93H200V95L197 93L198 96L196 98H193V100L189 96V100L188 101L185 100L183 105L181 106L183 108V110L181 109L178 112L175 109V111H174L175 113H177L178 116L179 115H187L188 114L187 115L188 116V121H187V124H186V134H187V136H189L191 138V144L192 143L196 144L195 147L196 146L197 147H196L195 151H197V152L194 153V146L186 145L187 148L189 147L187 149L184 146L185 144L184 145L182 144V146L180 145L181 144L180 139H181L182 136H181V133L179 132V130L177 129V124H178V121H179V117L177 118V116L175 114V116H173V117L171 116V117H172V119L176 118L174 121H175V124H176V121H177V124L175 125L176 126L175 128H176L177 132L174 131L175 130L174 129L173 131L168 132L166 134V136H164L163 139H166V141L169 144L167 146V149L163 150L162 151L163 153L161 152L162 154H160L158 152L159 155H160V158L158 157L159 159H157V163L155 164V165H157V167L154 166V169L157 168L156 171L158 170V172H159V174H158V172H157V174L159 176H161V174H162L167 179H169V178L171 179V178L177 177L178 172H179V168L176 167V165L174 164V159L175 158H183L184 156L186 157L188 155V156H190V158L192 157L194 160H196L195 161L196 163H194V165L197 164L198 166L202 165V162H204L203 159H205V161L207 159H208V161L212 160L211 161V162H213V165L211 164L212 167L208 166V168H205L204 171H203V176L205 178H207V175L209 173H211L210 176H212V173L213 174L215 173L216 168L218 167V163L222 162V160L224 161V159H225V158H223V156H224V157H228V158L225 159L226 162H223L224 164L225 163L226 164L225 165L222 164V165H224V166L227 165V167L229 166L228 168H230V166H233L231 168H234L235 166L238 167L239 165H241V166L238 167L239 169L235 167L239 171L238 173L239 174L241 173L240 175H242L239 179L242 180L244 177H246L248 175L249 176L250 175L251 176L254 175L255 178H256L258 176V174L261 173L262 169H264L263 168L264 167L263 166L264 165V161H263L264 160V120L261 118L260 114L257 112V110L259 108H260L259 112H261V103H260L261 96L260 95L264 93L263 92L264 91V84L262 85V83L260 82V81H263V80H260V77H259V74H260V76L263 75V74L261 75V72L263 71V70L261 71V69L264 66L263 65L264 64V55H263V53L259 54V55L256 54L257 52L261 53L262 50L259 51L261 48L255 50L254 54H256V56L258 55L257 59H256V57L254 55V58L258 61V63H256L257 64L256 67H258V69H260L261 72L258 74V73H256L254 71V74H253L252 73L253 71H252L249 74V76H247V77L246 76L245 77L241 76L242 77L241 78L240 76H237V75H238V72L242 73L241 72L243 70L242 68L245 66L244 54L242 56V54L239 53V49L237 50L235 48L234 49L229 48L230 51L226 50V51H224L225 53L223 54L221 52L222 49L219 51L218 48H217L216 51H219L221 53H220V55H216V58H217V61L215 62L216 64L214 63L213 66H211L212 65L211 62L208 61V59L204 55V54H206V53H204V46H206L205 44H210V40H215V39L214 38L213 39L211 38L210 40L208 39L209 42H207L208 40H204ZM143 40H144V38H143ZM204 41H206L207 43L204 42ZM245 42L246 41H244V43ZM229 43H230V41H229ZM179 45L182 46V48ZM216 45H215V47H216ZM233 45L235 46L237 44L236 43H232V45L230 47H233ZM237 46H238L237 48L243 47V46L239 47V44ZM246 47H243V48L246 49ZM72 48H74L76 50H74ZM162 49H164V52L161 51ZM213 49L215 51L216 48L213 47ZM231 49L234 51V53H233L234 54V58L233 59H232L233 56L230 57V55H232V54L229 53V52L232 51ZM236 50L238 51V53H237ZM165 51L168 52V54ZM181 51H179L178 53H180ZM81 52H82V56H81ZM219 52H217V54H219ZM226 52L229 53L230 55L227 54ZM241 52L243 53L244 50L242 49ZM193 54H195V53H193ZM239 54H240V56H239ZM133 55H135V52H134ZM184 55H186V57H184ZM191 55L189 57H191ZM262 55H263V57H262ZM143 56H144V58H146V57L147 58L143 59ZM148 56H150L151 59H150V57L148 59ZM178 56H181V55L178 54ZM181 57H180V59H181ZM230 58L232 60H234V62L232 64L237 65L238 67L236 69L235 68L232 69V67H231L230 69L225 71V70H223V67L230 60ZM173 59H175V61ZM142 60L143 61L145 60V62H143ZM106 61H107V63H106ZM257 61L254 60V62H257ZM140 62H142L141 65H140ZM182 62H181V64L183 65ZM189 62H193V61H189ZM175 63H176V65H175ZM214 65H216V66L214 67ZM86 67H87V70H84V68L86 69ZM138 68H140L139 71H138ZM154 68H156V70H154ZM170 69H171V71H170ZM199 70H201V69H199ZM155 71H156V74H154L153 76H155L156 79L153 80L151 78L150 74H151V72L155 73ZM78 72H80V71H78ZM167 72H168V74H167ZM198 72L196 74H198ZM87 73L89 74V79L90 80L92 79L93 82L89 81ZM232 73H233V75L235 74L234 77L230 76V75H232ZM95 75L97 77H99L100 79H96L97 77H95ZM100 75H102V76H100ZM157 75H158V78L156 77ZM105 76L107 78H104ZM140 76H141V74H140ZM148 76L150 77V79L148 78L149 80L146 79ZM78 77L79 78L81 77L80 80L82 79V81L78 80L77 79ZM195 77L197 79V76H195ZM73 78L76 79L77 81L74 80ZM84 78H86L88 80L86 81ZM191 78H193V77H191ZM103 79H104V81H102ZM261 79H262V77H261ZM146 80L150 81V82L153 81V84H152L153 86H155L154 82L157 80L159 83L156 81L155 84H160V85H156L155 90L153 89L154 87L152 88L153 90H150V88L148 89L147 87H149V86L151 87L152 86L151 85L152 82L149 85V84H147ZM197 81H198V79H197ZM202 81L200 83L204 84ZM227 83H230V84L234 83L232 88H230L231 91L229 89L227 90V88H228L226 86ZM99 84L100 85L101 84L104 85V87L101 85L102 89H100V85ZM107 89H109V90H107ZM148 90H150V91H148ZM212 90H215V92L217 94L216 93L213 94L214 91H212ZM141 91H140V94L142 95ZM152 91L155 94L152 93ZM113 92H115V91H113ZM162 93H163V95H162ZM26 94L27 93H25V94L23 93V95H26ZM185 94H186V92H185ZM154 95L156 97H154ZM114 96L115 95H111V96H109V98L114 97ZM148 96H150V97L148 98ZM194 96L195 95L193 94L192 97H194ZM209 96L211 97L210 99H209ZM19 97H23V96L20 95ZM31 97H33V99ZM137 97H138V95H137ZM184 97L186 99H188V97H186L185 95H184ZM152 99H154V100H152ZM183 100H182V102H183ZM199 100H200V102H199ZM171 101H172V103H171ZM158 102H156V104H158ZM143 103L144 102H141V105H140L141 112L143 113L142 116L141 117L137 116V117L133 118L132 120L138 119L139 120V121H137L138 124H135V122H134L135 120L133 121V124L137 125V127H140V128L143 127L145 129L142 130V129L137 128L136 126H134V128L135 127L137 128V131L134 129L136 132H134V137L132 136V139L130 140V142H131L130 147L132 148V147H136L138 145L141 146V144H142L141 148L143 149V146H144V148L146 146V145H143V144L144 143L145 144L148 143L147 145L151 144V146L153 145V147L156 148V144L159 142V140H158L159 137L158 136L156 137L155 133L153 134V130L154 129L156 130V127H155L156 124L154 122L155 118H153L154 113H153L152 118H151L152 112L155 111V110L153 111L155 104H153L154 105L153 109L151 108V105H150L148 107V110H147V109H144L145 108V104L143 105ZM6 104H7V106H9V104H14V103H7L6 102ZM149 104H147V105H149ZM205 104H207L208 107ZM258 105H260V106L258 107ZM169 106H170V108H169ZM171 106H172V108H171ZM238 106H239V108L240 107L242 108V106L244 107V110H242L243 112H245V110H251L250 112L249 111L246 112V115H250L249 116L250 118L244 123L243 127L240 130V132H241L240 133V137L241 138L243 137V139H241V138L240 139L243 140V142H244V144L242 146H243V148L247 146L248 148L246 147L244 149L246 151L248 149V153H250V154H248L246 152L245 156L248 157L246 159V162H244L245 159L242 158L244 160H242L243 162L240 161V163H238L239 161H235L236 159H238V158H236L235 155H233L235 153H233V154L229 153V152H231L230 151L231 149L229 148L231 146H229V141H228L229 137H228V135L231 133L230 131H232L234 129V125H235L234 123L235 122L233 120H230L229 116H228L229 119L227 117L229 122L226 121V119H225L226 122L225 121L223 122V118L226 117V114L230 115L229 113H231V112L229 110L232 109V108H233V110L237 109ZM146 108H147V106H146ZM207 108L209 110H207ZM18 109H16V111H18ZM39 110H40V112H39ZM53 111L54 112L56 111L58 114H55V115L52 114L51 118L50 117L47 118V117L42 116L43 118L41 120L40 119L41 117H37L38 119L36 117L33 118L34 116L32 117V115L40 116V114L41 115H43L44 113L45 114L46 113L49 114V113H51ZM192 111H194L195 113L192 112ZM191 113L192 114L194 113V114L192 115ZM209 113L212 114V115H210ZM209 115H210L211 118L213 117L212 118L213 120L219 122L220 125L223 124V125H221V127L218 126L219 127V128H217L218 130L216 129L217 133L213 132V130L212 131H210V130L208 131L207 126H206V128H204L202 126L203 124H205L206 120H208L207 118H210V117H208ZM24 117H26V118L24 119ZM146 117H148V118H146ZM99 118L100 119H98L97 122H98V124H101V126L99 127L98 131L100 132V130H101L102 133L100 132V135H102L104 133L103 134L104 137L102 139L99 138V140L97 139L98 140L97 145L99 147V151H98L99 153H98V155H96L97 159L99 160L100 155L102 157L105 155V154L102 155V153H108L109 156L112 155L110 157V160L111 159L113 161L115 160L114 161L115 164L119 160L120 165H117V164H119V162H118L116 164V168L120 169V168H122V163L125 161L124 158L126 159V157L122 156L124 153L121 154L120 149L113 148V146L116 145L115 144V142H116L115 140L117 139V137H116L117 136V134H116V132H117V130H116L117 129V124L115 123V121L107 120L108 119L107 117H106L107 121H105V116H103V113H102V116L99 117ZM142 118L143 119L145 118V121ZM21 119H22V121H21ZM141 119L143 121H141ZM146 119H147V121H146ZM209 120H211V119H209ZM108 123H110V124H108ZM219 123H217V124L219 125ZM15 124H17L18 127L20 126V128H18ZM140 125H142V126H140ZM7 126H9V127H7ZM14 126H16V127H14ZM115 126H116V128H115ZM6 127L9 128V129L11 128L12 131L11 130L8 131ZM23 127H25L24 130H22ZM125 128H126V126H125ZM206 129H207V131H206ZM222 129L225 130V131H223ZM88 131H86V133L84 134V138L85 139L90 136L89 134H91L90 133L91 131L90 132H88ZM141 131L148 132L151 137L153 135H155V137H152L151 138L152 140L149 139L150 141L146 140L147 139V137H146V138H144L145 142H144V140L142 138L143 141L140 142V140H141L140 138L143 135L142 133H144V132L141 133ZM150 131L152 133H150ZM6 132L8 133V135H7ZM145 135H146V133H145ZM218 135H219V137H218ZM147 136H149V135H147ZM10 138H11V140H10ZM153 138H155V139H153ZM11 141L13 143H11ZM44 141L46 143H44ZM212 141H214V143L216 145L214 143H211ZM49 142H50V144H49ZM240 142H242V141H240ZM134 144H136V145L134 146ZM140 146H138V147L140 148ZM183 146H184V148H183ZM71 147L72 148L74 147V148L72 149ZM78 148H76V149H78ZM155 148H153V149H155ZM71 149H72V151H71ZM249 150H251V152ZM156 151L157 150H155V152H153V154H155L157 156V152ZM191 152H193V154ZM215 152L217 153V155H219V157L221 156L219 159L215 157V154H216ZM82 154H83V156L86 157V154H84L83 151H82ZM227 154H228V156H227ZM254 154H256V155H254ZM117 155H119V156H117ZM250 155H252V157ZM257 155H258L257 159L259 161L261 159L262 160L261 161L262 164H261V162H259L257 160L260 163V165H257L259 167L256 166V163H255V165L253 164L254 167L253 166L252 167H248V166L246 167V165H249V163H247V162L252 161L250 159H252L254 156L257 157ZM83 156L81 155L82 159L77 161V163L79 165H76V166H80L81 165L79 167V169L83 168L82 169L83 171L80 169L83 172L82 174H85L84 171L85 172L89 171L90 173L89 172L87 173L88 177L90 176L92 181L95 180L96 183L95 182H91V185H93L92 183H95V184L93 186L90 185V189L93 190V191L91 190V192L93 193L95 198H96V196H101V195H104L105 198H106L107 197L105 195V193H106L105 188L106 187L102 186V185H103V181H104L103 179L104 178L106 179V176H109L110 173H108L107 171H106L107 172L106 173L104 171V169H106V168H102L101 169V167L99 165L100 161H97V159L95 161V162H98V164L96 163L97 166L93 164V165H89L87 167H84L83 163L87 160V158H84V160H83ZM109 156H108V158H109ZM234 156H235V160H234ZM260 157H262V158H260ZM27 158L25 160H27ZM186 158L188 159V157H186ZM190 158H189V160H190ZM103 159H100V160L102 161ZM220 159H222V160H220ZM120 160L121 161L124 160V161L121 162ZM247 160H249V161H247ZM210 161L207 162L206 164H210ZM81 162H82V164H81ZM102 162H104V160ZM197 165H195V166H197ZM25 166H26V163H25ZM25 166L22 167V168L25 169ZM147 167H148V165H147ZM149 167H150V165H149ZM206 167H207V165H206ZM256 167H257V169H255ZM131 168H133V167H131ZM144 169H145V166H144ZM149 169H146V170H148V173L150 172V174H151V172L154 171L155 172V176H156V171L155 170H152V171L150 170L149 171ZM248 169H250V170H248ZM99 170L100 171L102 170V171L100 172ZM91 171L93 173H91ZM144 172H145V170H143V173ZM104 173H106V175ZM130 173H131V171H130ZM100 174H103V175H100ZM133 175H136V174H133ZM133 175L131 174V178L136 177V176H133ZM27 176L31 177V175L30 176L27 175ZM27 176H26V178H27L26 182H29ZM103 176H104V178H103ZM214 176H215V174H214ZM238 176H237V178H238ZM262 176H264V175L263 174L261 175L262 181L258 185L260 186V188L263 189L264 188V177L262 178ZM86 177L84 178V181L89 182L88 181L89 179L88 178L86 179ZM253 177H252V181L255 180V179H253ZM32 178H33V175H32ZM39 178H41V179H39ZM159 178L160 177H157L158 180H159ZM213 178H211V180H213V182H214ZM91 179H90V181H91ZM249 179H251V177H249ZM96 180H98L100 183H102L101 185L99 183L100 187L97 188V189L95 188V186L97 187L96 184L98 183V181H96ZM129 180H131V179H129ZM235 180L230 182V185H231L230 188L233 187L234 185L238 184L239 181H241V180H239L237 182ZM217 181H218V178L215 181L216 184L218 183ZM252 181L250 180L251 184L255 182V181L254 182H252ZM26 182H25V184H26ZM120 183H122V182H120ZM159 183H160V180H159V182H157V184L155 183L156 187H159L158 186ZM75 184H77V185H75ZM247 184H248V182H247ZM247 184L245 186H248ZM251 184H249V186H248V188L250 190L247 188L248 189L247 191H248L249 194H252L253 192L255 193V190H257L259 188L257 184H252V185ZM159 185H162V184L160 183ZM91 187H94V189L91 188ZM161 187H162L161 191L164 190L163 191L164 195H166V194H168L170 192V189H169L170 187L169 188L167 186L165 187V185H164V187L163 186H161ZM227 187H229V184H228ZM230 188H228L229 191H228L227 194H225V196L228 195V194L229 195L233 194V190H232V188L231 189ZM262 189L259 190L260 192L257 194L256 197L254 196V198H255V200L257 199V201H259V202H257L258 205L261 203V205H259V208L261 210L260 212H262V213H260V214H262L264 216V197H263L264 196V191H263L264 189L263 190ZM210 191H211V189H210ZM210 191H209V194H210ZM158 192H160V191H158ZM200 192H201L200 189L194 188V189H192L191 191L188 192V194L186 195L187 197H185V199L186 198L188 200L195 199V197L197 198L198 195H199L198 198H200ZM60 194L63 197L65 196L61 200H60ZM97 194H99V195H97ZM195 194L197 196H195ZM94 196H93V201L95 200ZM104 196H103L102 200L104 199ZM146 196H148V195H146ZM23 197H25V196H23ZM145 197H144V199L147 200V197L146 198ZM227 197L228 196H226V198ZM230 197H232V196H230ZM99 198L100 197H98L97 199L100 202ZM140 198L141 197H135L132 200H133V202L135 204H137L138 202H140V200H141ZM148 200H149V197H148ZM196 201H199V199L196 200ZM99 202L97 201V203H99ZM212 202L209 201V203L206 204V205L210 207V204H212V205L214 204ZM214 202L215 203H219L218 200H215ZM13 203L14 202H12V204ZM220 203H221V201H220ZM122 204H123L122 201H118V204L116 206V210L118 209L120 211L121 207L124 206ZM76 206H78V207H76ZM76 206H75L76 212H78V211L80 212V209H82V207H81L82 205L79 206V204H78ZM214 206H216V204H214ZM96 210L97 211H94V213L97 212V216H95L96 219L95 218H93V219H95L96 221H99L102 214L100 213V210H98V208ZM56 212L57 213L59 212V214H60V216L57 214L58 215V217H57L58 220L55 218L56 217ZM225 217L227 219H230V218H228V215H226ZM261 219H262L261 221L264 222V219L263 218H261ZM150 220H151V218L148 219V224H147L148 227H149L150 222H151ZM238 222L241 223L242 221L238 220ZM238 222H236L237 224H235L236 227L233 224L234 230H235L234 233H233V235L235 237L234 240L237 239L235 241L238 242L236 244H239V242H240L239 239H238V236H239V234H238L239 230L238 229L241 228L240 227L241 225H239ZM262 222H261V224L264 227V223H262ZM233 223H235V222H233ZM78 226H79V223L76 225L74 233H76L79 230ZM5 232H6V229H5ZM236 233H237V235H236ZM100 235L103 236V233L101 234V232H100L99 236ZM52 236H54V238L56 237L55 240L57 242H55L54 238H53L54 241L52 240V238H50ZM263 236H264V234H263ZM189 237L190 236L187 235L186 238H185L186 244L189 243L190 246L187 244L189 247H192V246L193 247L196 246V247H194V248L192 247L193 249L189 248V249H191V251L190 252L188 251L187 254L190 255V254L194 253V251H196V249L198 250V252H203L205 254L209 253L208 249L210 247L212 248V246H209V244L207 242L205 244H203V242H200L199 240L195 242V240H193L191 237L190 238ZM36 238L39 239V240L37 239L38 241H42V240H40V238L41 239L44 238L43 239L44 241L42 242V244H40V246L38 245L39 248L33 247L35 245L34 242L35 243L37 242ZM61 239H62V241H60ZM5 240L6 241L7 240H9V241L11 240V241L10 242L8 241L7 243H5L6 242ZM27 241H28L29 244L26 243ZM63 241L65 243H63ZM208 241H209V239H208ZM8 243H10V245H8ZM15 243H17V244H15ZM143 243H144L143 241L140 242V249L144 248V244ZM121 244H119V245H121ZM233 244H234V242H233ZM26 245H27V247L29 246L28 247L29 249L26 247ZM240 245H241V243L239 245H235V246H237L239 248ZM32 247L35 248L36 250L34 249V251H33ZM12 248H10V250ZM123 248L124 247L121 245L119 249L123 250ZM23 249H22V251H23ZM6 251H9V248H8V250L6 249ZM153 251L156 253V254H154L155 255L154 258H155L156 264H160V263H162L161 261H163V259L165 261L166 257L170 255V253L172 252V247H170L169 244L168 245L166 244L165 247L159 249V251H158L157 248L154 249ZM252 251L253 252H251L250 254H247V256H248L247 258L248 259L247 258L246 259H241L240 256H238V254H236L235 252L228 253L226 251L227 254L224 253L226 255H223V257H221L222 263L224 264L225 262H227V264H257L258 261H256V256H257L256 253L257 252L258 253H262L264 251V244L257 243L254 246V248L252 249ZM10 252L13 253V250H11ZM7 253H5L6 256H8L10 254L9 252H7ZM161 253H162V255H161ZM196 253H197V251H196ZM194 254L192 256H194ZM14 256H17V254L15 255V252H14ZM9 257H10V255H9ZM162 257H164V258L162 259ZM169 257H171V255ZM194 257H196V256H194ZM14 259L11 262V264L12 263L14 264V262L17 263L16 261H14ZM221 259H219V260L221 261ZM176 260H177V258L174 257L171 260L169 259V261H172L171 263L170 262H166V263L172 264L174 262V264H175ZM244 261H246V262H244ZM263 261H264V259H263ZM210 264H213V263L210 262Z\"/></svg>",
    "mask_w": 264,
    "mask_h": 264
}]
</instances>
